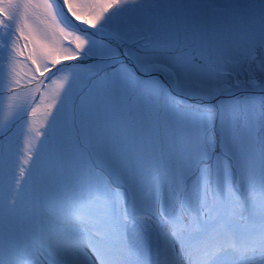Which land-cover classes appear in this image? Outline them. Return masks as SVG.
Returning <instances> with one entry per match:
<instances>
[{
    "label": "snow or ice",
    "instance_id": "6c2138e0",
    "mask_svg": "<svg viewBox=\"0 0 264 264\" xmlns=\"http://www.w3.org/2000/svg\"><path fill=\"white\" fill-rule=\"evenodd\" d=\"M0 264H264V0H0Z\"/></svg>",
    "mask_w": 264,
    "mask_h": 264
}]
</instances>
